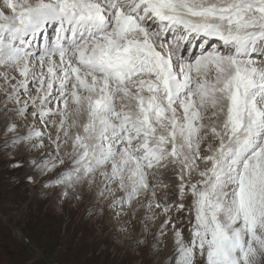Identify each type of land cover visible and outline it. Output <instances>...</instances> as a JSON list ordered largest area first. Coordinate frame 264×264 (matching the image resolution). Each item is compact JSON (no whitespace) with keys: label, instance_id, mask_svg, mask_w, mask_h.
<instances>
[{"label":"snow or ice","instance_id":"6c2138e0","mask_svg":"<svg viewBox=\"0 0 264 264\" xmlns=\"http://www.w3.org/2000/svg\"><path fill=\"white\" fill-rule=\"evenodd\" d=\"M0 69L11 167L143 264H264V0H0Z\"/></svg>","mask_w":264,"mask_h":264},{"label":"rangeland","instance_id":"374dc122","mask_svg":"<svg viewBox=\"0 0 264 264\" xmlns=\"http://www.w3.org/2000/svg\"><path fill=\"white\" fill-rule=\"evenodd\" d=\"M39 127H44L43 122ZM9 153L23 156L24 166L11 167L0 152V264H143L129 251L138 228L134 225L128 234L117 231L129 217L110 220L99 212L90 214L94 203L99 207L98 200L60 199L56 189L45 187L48 177H40L28 166L29 157L39 152L9 148ZM28 175L36 176L37 182L27 183ZM139 215H144L143 209ZM183 219L187 221V213ZM15 230L30 236L32 246L20 243Z\"/></svg>","mask_w":264,"mask_h":264},{"label":"bare ground","instance_id":"6f19581e","mask_svg":"<svg viewBox=\"0 0 264 264\" xmlns=\"http://www.w3.org/2000/svg\"><path fill=\"white\" fill-rule=\"evenodd\" d=\"M0 70H1V69H0ZM20 148H21V149L23 150V152H24V148H23V146H21Z\"/></svg>","mask_w":264,"mask_h":264}]
</instances>
